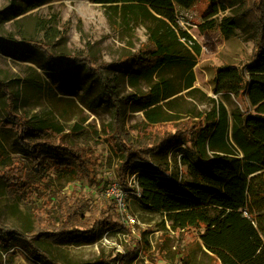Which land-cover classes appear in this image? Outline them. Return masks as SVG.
I'll return each instance as SVG.
<instances>
[{
    "label": "trees",
    "instance_id": "1",
    "mask_svg": "<svg viewBox=\"0 0 264 264\" xmlns=\"http://www.w3.org/2000/svg\"><path fill=\"white\" fill-rule=\"evenodd\" d=\"M201 1L94 0L108 8L110 17L119 16L123 23L141 20L147 24V42L110 64H98L85 54H58L52 43L33 39L18 43L10 37L0 38V51L39 55L55 88L61 89L80 69L99 80L103 98L115 109L113 136L120 156L118 175L123 176L135 164L146 168L137 180L141 203L164 215L172 230H202V246L219 264H264V0H206L209 8L201 30H220L228 39L245 23L256 42L253 61L243 68L228 65L217 70L213 91L218 98H210L212 107L208 111L182 120L165 116L159 105L176 94L163 77L168 68L184 66L185 89L194 87V67L202 48L179 24L178 10H190ZM229 10L234 15H224ZM6 14L0 11V19ZM103 70L118 71L131 81L146 79L151 82L150 90L139 97L119 98L116 81L105 78ZM155 77L157 81H153ZM0 98L14 120L9 121L10 128L3 124L2 128L15 135L30 161L25 177L23 171L18 177L0 173V184L18 193L31 179L46 181L52 170L69 182L89 174V149L50 139L53 131H62L58 125L46 126L16 116L19 95L3 81ZM128 101L141 102V111H145L151 127L170 123L173 130H159L156 141L135 148L123 130V106ZM4 149L0 142V167L6 169L12 163ZM172 149L184 154L181 171L173 172L168 163L156 160L164 150ZM18 178L23 179L22 184L14 182ZM87 205L79 200L54 206L49 226L52 232H47L48 226L42 230L38 221L26 232L0 228V253L19 247L30 257L55 264L41 243L95 240L99 232L121 227L112 217L98 220ZM121 257L111 264H117ZM5 263L0 255V264Z\"/></svg>",
    "mask_w": 264,
    "mask_h": 264
},
{
    "label": "rangeland",
    "instance_id": "2",
    "mask_svg": "<svg viewBox=\"0 0 264 264\" xmlns=\"http://www.w3.org/2000/svg\"><path fill=\"white\" fill-rule=\"evenodd\" d=\"M208 8L209 3L203 0L190 10H178L179 24L200 44L202 53L194 67L196 82L192 89H185L184 66L163 72L176 93L159 104L165 116L185 120L210 110V98H218L213 91L217 70L228 65L243 68L253 61L256 42L252 29L241 23L228 39L220 30L203 32L200 25ZM0 11H7L0 19V38L10 37L18 43L25 39L52 43L58 54L90 55L98 64H110L133 54L149 37L146 23H123L119 16L110 17L108 8L94 0H0ZM224 15L234 14L229 10ZM103 75L116 81L119 98L139 97L150 90L151 82L143 78L131 81L113 70H103ZM0 81L19 95L16 116L46 126L58 125L62 131H53L50 139L89 149L92 158L89 174L72 182L52 170L46 181L31 179L23 183L22 177L16 179V184L26 186L18 193L0 184V228L26 232L38 221L42 230L48 226L47 232H52V208L81 200L87 202L98 220L112 217L121 227L99 232L95 240L41 243L55 264H111L120 255L117 264H219L202 246V230H172L164 215L141 203L142 194L136 188L139 176L145 173L143 165L135 164L123 176L118 175L120 156L113 136L115 109L103 98L99 80L80 69L61 89L55 88L39 55L0 51ZM141 106V102L133 101L123 106V130L135 148L153 143L155 133L172 131L174 126L168 123L151 127ZM8 111L0 98V142L12 163L9 168L0 167V173L18 177L23 171L25 177L30 171L26 152L15 135L2 128V124L10 128L9 121H14ZM175 150H164L156 158L159 163H168L173 172L183 168L180 159L184 154ZM118 200L126 210L120 209ZM0 255L5 264H49L45 259L30 257L19 247Z\"/></svg>",
    "mask_w": 264,
    "mask_h": 264
},
{
    "label": "built area",
    "instance_id": "3",
    "mask_svg": "<svg viewBox=\"0 0 264 264\" xmlns=\"http://www.w3.org/2000/svg\"><path fill=\"white\" fill-rule=\"evenodd\" d=\"M138 187V186H137ZM119 201V207L122 211L126 210V205L121 201V200H118Z\"/></svg>",
    "mask_w": 264,
    "mask_h": 264
}]
</instances>
